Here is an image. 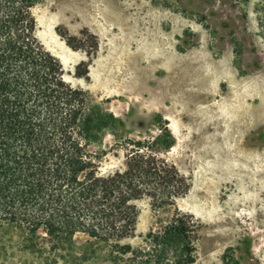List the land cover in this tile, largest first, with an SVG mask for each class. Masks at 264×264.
Masks as SVG:
<instances>
[{
    "label": "rangeland",
    "instance_id": "1",
    "mask_svg": "<svg viewBox=\"0 0 264 264\" xmlns=\"http://www.w3.org/2000/svg\"><path fill=\"white\" fill-rule=\"evenodd\" d=\"M32 13L64 79L88 92L103 174L125 168V141L155 140L165 123L173 135L161 157L189 191L172 207L139 202L122 244L148 250L179 209L198 226L194 264H264V0H39ZM27 238L1 225L0 264H46L44 230L39 248ZM88 242L76 237L79 252ZM93 248L78 264H118Z\"/></svg>",
    "mask_w": 264,
    "mask_h": 264
},
{
    "label": "trees",
    "instance_id": "2",
    "mask_svg": "<svg viewBox=\"0 0 264 264\" xmlns=\"http://www.w3.org/2000/svg\"><path fill=\"white\" fill-rule=\"evenodd\" d=\"M38 1L0 0V226L23 230L29 250L40 247L44 230L52 254L46 264L86 261L94 242L110 247L118 264H170L173 257V264H194L198 226L179 209L147 235L148 250L122 244L136 234L139 202L172 207L189 191L161 157L173 135L165 123L155 140L125 141V168L103 174L102 157L88 151L99 120L88 92L64 79L60 60L39 41ZM82 66L76 77H87ZM80 234L91 240L84 252Z\"/></svg>",
    "mask_w": 264,
    "mask_h": 264
}]
</instances>
